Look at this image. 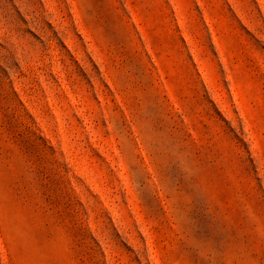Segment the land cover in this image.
Listing matches in <instances>:
<instances>
[{
    "label": "rangeland",
    "instance_id": "rangeland-1",
    "mask_svg": "<svg viewBox=\"0 0 264 264\" xmlns=\"http://www.w3.org/2000/svg\"><path fill=\"white\" fill-rule=\"evenodd\" d=\"M0 264H264V0H0Z\"/></svg>",
    "mask_w": 264,
    "mask_h": 264
}]
</instances>
